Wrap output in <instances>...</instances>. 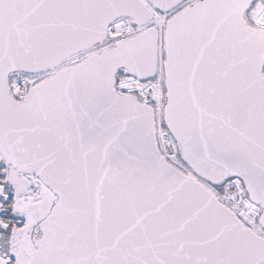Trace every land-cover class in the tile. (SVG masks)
<instances>
[{"label": "snow or ice", "instance_id": "obj_1", "mask_svg": "<svg viewBox=\"0 0 264 264\" xmlns=\"http://www.w3.org/2000/svg\"><path fill=\"white\" fill-rule=\"evenodd\" d=\"M0 264H264V0H0Z\"/></svg>", "mask_w": 264, "mask_h": 264}]
</instances>
